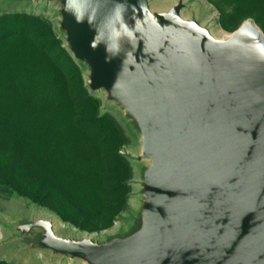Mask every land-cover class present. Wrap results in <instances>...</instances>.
Listing matches in <instances>:
<instances>
[{
	"label": "water",
	"instance_id": "water-1",
	"mask_svg": "<svg viewBox=\"0 0 264 264\" xmlns=\"http://www.w3.org/2000/svg\"><path fill=\"white\" fill-rule=\"evenodd\" d=\"M58 1L60 28L88 86L122 107L147 161L137 226L106 242L17 223L32 246L87 264H264V34L226 39L149 0ZM76 8L82 15L78 17ZM115 45L116 47H113Z\"/></svg>",
	"mask_w": 264,
	"mask_h": 264
},
{
	"label": "rangeland",
	"instance_id": "rangeland-1",
	"mask_svg": "<svg viewBox=\"0 0 264 264\" xmlns=\"http://www.w3.org/2000/svg\"><path fill=\"white\" fill-rule=\"evenodd\" d=\"M179 1L185 5L182 18L198 20L215 38H228L246 20L264 34V9H253L252 17L243 18L236 9H216L208 0H149V4L152 11L166 12ZM60 7L58 1L0 0V17L23 15L18 27L40 31L47 52L45 56L23 50L16 65L19 89L31 102L44 107L53 104L59 116L71 108L96 114L104 123L107 140L97 146L86 137L69 136L64 148L45 155L42 161L51 172L39 169L34 179L24 180L27 187L41 191L37 199L0 184V262L7 264H87L33 247L38 230L18 237L11 233L17 223L48 220L58 236L102 243L129 234L141 214V182L148 165L137 160L141 135L104 90L89 88V68L74 59L60 28ZM42 154L39 150L38 161Z\"/></svg>",
	"mask_w": 264,
	"mask_h": 264
},
{
	"label": "trees",
	"instance_id": "trees-1",
	"mask_svg": "<svg viewBox=\"0 0 264 264\" xmlns=\"http://www.w3.org/2000/svg\"><path fill=\"white\" fill-rule=\"evenodd\" d=\"M208 1L216 9H236V14L243 18L252 17L253 9H264V0ZM21 16L24 17L21 14L0 17V184H8L10 191L37 199L41 191L27 187L24 180L34 179L39 169L44 174L51 172L42 158L64 148L63 143L69 136L86 137L97 146L103 145L107 137L103 135L104 123L96 114L71 108L67 114L59 116L53 104L44 107L31 102L19 89L16 65L23 50L47 56L40 31L26 25L18 27ZM26 19L39 21L35 17ZM4 71H9L8 75L5 76ZM39 150L43 154L38 161ZM53 188L48 190L53 191ZM0 264L7 263L1 261Z\"/></svg>",
	"mask_w": 264,
	"mask_h": 264
},
{
	"label": "clouds",
	"instance_id": "clouds-1",
	"mask_svg": "<svg viewBox=\"0 0 264 264\" xmlns=\"http://www.w3.org/2000/svg\"><path fill=\"white\" fill-rule=\"evenodd\" d=\"M76 4H77V0H69V8L70 9L76 7ZM76 11H77L78 17H80L82 15V13L80 12L79 8H76ZM113 47H116V46L113 45Z\"/></svg>",
	"mask_w": 264,
	"mask_h": 264
},
{
	"label": "bare ground",
	"instance_id": "bare-ground-1",
	"mask_svg": "<svg viewBox=\"0 0 264 264\" xmlns=\"http://www.w3.org/2000/svg\"><path fill=\"white\" fill-rule=\"evenodd\" d=\"M224 40V39H223Z\"/></svg>",
	"mask_w": 264,
	"mask_h": 264
}]
</instances>
